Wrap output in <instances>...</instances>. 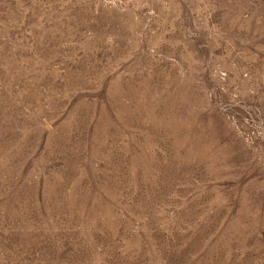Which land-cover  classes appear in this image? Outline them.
<instances>
[{
  "label": "rangeland",
  "instance_id": "1",
  "mask_svg": "<svg viewBox=\"0 0 264 264\" xmlns=\"http://www.w3.org/2000/svg\"><path fill=\"white\" fill-rule=\"evenodd\" d=\"M0 264H264V0H0Z\"/></svg>",
  "mask_w": 264,
  "mask_h": 264
}]
</instances>
